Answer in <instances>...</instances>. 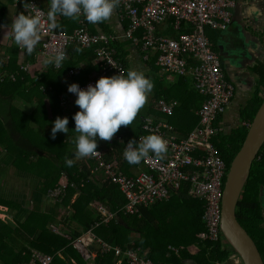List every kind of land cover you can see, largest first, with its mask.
<instances>
[{"label": "trees", "instance_id": "trees-1", "mask_svg": "<svg viewBox=\"0 0 264 264\" xmlns=\"http://www.w3.org/2000/svg\"><path fill=\"white\" fill-rule=\"evenodd\" d=\"M13 1L0 0V10L3 11L7 3ZM28 1L30 0H25L24 4ZM169 29L164 31V34L170 37L176 36ZM111 45L115 55L125 67L124 75L126 76L129 69L124 62L122 51L118 49L115 42ZM77 49L79 51H76ZM72 51L86 63L85 67L72 77H66L65 74L67 69L75 66L74 62L68 61L58 71L48 70L49 68L43 71L44 64L40 63L36 66L34 53L29 55L24 52L23 56H25H21L22 61H19L16 49L7 50L6 62H0V155L4 154L0 163L8 166L17 176L33 177L32 183L36 188L31 191L30 196L31 200L38 204L39 209L36 211L32 201H29L31 210L23 221L0 220V264H26L34 252L49 254L52 257L50 264H71L70 258L81 263L79 254L70 243L100 220V215L94 208L97 204L105 205L108 210L116 213L107 224H100L94 229L100 239L112 246H119L121 249L125 246L144 248L145 244L154 243L152 239L156 238L154 237L156 229L165 227L170 235L171 247L179 248L178 246L183 245L184 248L176 255L163 249L165 244L162 242L163 248L159 249L160 254H157L155 250L153 256L151 252L147 254V258L154 264H187V260L197 264H234L230 259L233 251L223 242L220 234L215 242L199 241L198 235L204 230L202 222L204 207L202 201L186 194V187L172 191L173 195L171 200H168L171 201L169 203L165 201L148 208H141L139 216L124 215L120 209L125 204V199L117 186L109 181L98 186L88 179L90 170L94 166L93 161L89 157L79 159L74 156L75 139L78 133L72 130L74 127L72 116L78 110V106L73 105L67 111L62 110L63 105L59 97L67 96L65 84L71 81L79 83L87 81L89 63L95 58V53L93 48H73ZM150 56L153 60L150 61V71L145 75L153 85L149 95L165 100H176L178 107L175 108L172 116L166 117L172 122H168L169 124H174L182 133H187L198 123L195 112L200 108L203 97L193 88L191 80L183 76L176 77V82L169 85L168 90L156 92L157 88L160 90L163 87L161 81L153 74L158 71V67L154 65L155 57L153 54ZM26 63L28 67L24 71L22 66ZM255 70L259 74L260 69ZM258 86L264 89V71L261 72ZM258 93L259 87L256 88L245 107L239 110L238 125L228 131L221 126V131L213 139L217 153L224 160L226 167L240 148L248 125L263 100ZM44 99L49 102L50 117L45 111ZM18 102L36 106L27 115L13 108ZM6 103L8 108L3 106ZM224 112L218 115L215 126H220ZM153 113L152 102L148 97L132 123L121 126L113 135L121 136L122 139L118 141L113 139L114 142L111 144H108V141L97 140L96 150H105L102 159L105 162L113 158L118 162L123 159L125 163L123 158L125 144L129 139L139 143L140 136L148 135L141 127L142 120ZM58 116L68 118L66 127L69 130L67 133H62L63 135L57 132L55 139H51L49 131L52 122ZM159 118L164 120V115L161 114ZM181 123H184L182 129L179 127ZM65 158L73 160L70 167L65 164ZM1 172L3 169H0ZM55 187H63L64 195L59 200H53V208L41 210V198L46 196L48 190ZM0 206L6 207L14 214H22V204L5 196L1 188ZM60 206L65 209L63 214L57 211ZM155 207H158L160 212L158 217L155 216L157 215L154 211ZM263 208L264 144L251 165L249 177L236 209L238 223L255 243L264 263V217L261 214ZM174 214H176V224L173 225V221L167 225L161 223L166 217H173ZM135 231L142 234L140 241L138 239L131 241V234ZM178 238L179 240H175ZM174 240L177 242L173 243ZM193 244L196 247V249L193 248L195 249L192 250L193 253L187 251L186 246ZM98 264H115L112 253L98 256Z\"/></svg>", "mask_w": 264, "mask_h": 264}, {"label": "built area", "instance_id": "built-area-1", "mask_svg": "<svg viewBox=\"0 0 264 264\" xmlns=\"http://www.w3.org/2000/svg\"><path fill=\"white\" fill-rule=\"evenodd\" d=\"M237 0H118L119 19L127 21V27L122 38L133 45L140 42L143 61H148L153 54L154 63L160 72L183 76L191 80L193 88L201 95L203 101L196 111L197 125L184 137L177 136L173 127L152 117L142 120V129L149 134L160 136L166 144V151L160 157L150 155L140 162L145 171L135 174H125L118 167V161L113 158L105 162L103 152L88 156L94 166L88 179L101 186L106 182L116 185L125 199L120 209L124 215H138L141 208H148L165 201L169 193L187 188V194L202 201L204 211L202 221L204 230L199 233L202 241L215 242L219 236V223L223 185L228 167L217 153L213 139L221 131L215 126L219 114L233 97L234 88L221 70L220 59L212 44L205 35L206 29L223 30L231 22V9ZM24 14L40 17V40L37 54L40 60L53 57L63 51L65 58L59 68L47 65L49 70L58 71L62 68L71 48H93L94 64L98 72L84 83L71 81L65 84L67 96H60V102L65 105L75 99V95L67 92V86L76 83L84 89L100 77L125 74V67L115 55L112 43L116 36L104 33H91L85 26L83 14L76 20L77 26L71 32L47 28V12L37 6L34 0L24 5ZM170 21V29L176 36L160 35L157 26ZM138 32H141L139 36ZM21 49V47L19 46ZM28 64L22 66L27 70ZM82 70L81 65L67 69L65 76L72 77ZM155 108L165 116H171L177 106L175 101L157 99ZM145 135L138 138L141 142ZM120 140V137H118ZM125 149V148H124ZM65 193L63 187H55L47 191L46 197L59 200ZM92 206H94L92 204ZM100 215V220L89 230L71 240V247L80 256L88 259L92 256L112 253L115 264H154L145 257L138 247L121 249L100 239L94 229L100 224H107L116 213L105 205L94 206ZM183 248L168 246L167 250L178 254ZM168 252V253H169ZM230 259L236 262L234 255ZM50 255L34 252L26 264H50Z\"/></svg>", "mask_w": 264, "mask_h": 264}, {"label": "crops", "instance_id": "crops-1", "mask_svg": "<svg viewBox=\"0 0 264 264\" xmlns=\"http://www.w3.org/2000/svg\"><path fill=\"white\" fill-rule=\"evenodd\" d=\"M35 3L37 4L38 7L43 9L44 11H48L49 8V0H34ZM24 2L25 0H14L12 3H7L5 6V9L3 11L0 10V22L4 24V27H0V53H4V55L0 58V62H6L7 60V50H14L16 49L17 51V59L19 56V61H22V57L24 50L23 48H19L17 44L14 43L12 36H11V23L15 16L17 14H24ZM230 15H231V22L230 24L223 30H212V29H206L205 30V35L207 39L210 41V43L213 46L214 51L218 54L219 59H220V66L221 70L226 78V80L233 85L234 88V93L233 97L226 109V112H224L223 119L220 121V127L224 126L225 129L228 131L235 126L238 125L237 120H239L238 117V112L241 108H244L246 103L251 100L254 92L256 91V88L259 87V93L258 96L264 97V89L262 86H258V80L261 75V72L264 71V0H237L235 5L229 9ZM84 19V16H83ZM57 23L60 25L58 28L59 30L65 31V32H71L73 29L76 28L77 22L76 20H72L71 18H66L61 15H57L56 17ZM85 26L87 27V30L91 33H104V34H109L116 36L118 39L114 41L117 44L118 49L122 51L123 54V59L125 60V64L128 67L129 70H136V71H141L144 73V75H147L148 72L150 71V61L153 60L151 57L148 61H143L142 57V52L140 49V42L137 45H133L130 41L123 39L121 36L124 32L125 25L127 27V21L120 20L119 19V12L117 7L114 9L113 14L110 16L109 19L104 20L102 22L98 23H90L84 19ZM7 27V31H6ZM170 28V21H166L164 24L157 26L156 31L164 34V31L168 30ZM170 30V29H169ZM172 31V30H171ZM141 32H138L139 36ZM165 35V34H164ZM220 46L222 47L220 49ZM230 46H236L243 48V53H244V58L239 57L237 59H233L231 56V60L228 61L226 57L220 56L219 52L222 54L223 52L227 51ZM38 47H39V41L37 45L34 47V61L37 62L36 66L41 63L40 62V57L37 54L38 52ZM73 48L69 49L68 51V57L67 60L64 62L63 65H65L68 61H72L75 63V66L81 65L82 68L85 67L86 63L84 60L80 59L74 52L72 51ZM25 56V55H24ZM23 56V57H24ZM233 59V60H232ZM43 62V60H41ZM28 64V63H26ZM25 64V65H26ZM43 64V63H41ZM77 64V65H76ZM89 72L87 74V80L89 77L94 75L95 73L98 72V67L96 64H94V59L91 60ZM150 65V66H149ZM155 65V63H154ZM24 66V65H23ZM156 66V65H155ZM49 67L47 65H43L42 70L44 71L45 69H48ZM256 68H259V74L255 70ZM49 70V69H48ZM160 81L162 84L163 89H158L156 92H161L162 90H168V86L172 85L176 82V77L175 75L171 74H166L160 72L159 68L157 72L153 73ZM151 75V74H150ZM188 78V77H186ZM66 83V82H64ZM189 83V82H188ZM191 83V81H190ZM191 85V84H190ZM192 86V85H191ZM149 95V92L146 94ZM150 101L152 102V109H153V114H151L149 117H152L154 119L158 120H163L160 119V115L162 113L159 112L157 108H155L154 104L157 99H163V98H155L153 95H149ZM47 101V104H46ZM167 101H175L177 103L178 107V102L174 99H169ZM11 104V103H10ZM74 105V100L67 102L65 105L62 106V110L67 111L69 108H71ZM4 107L8 108V103L6 105H3ZM44 107L45 111H49L48 116H50V107H49V102L47 99H44ZM3 108V107H2ZM48 108V109H47ZM175 108L173 110V113L175 111ZM236 113V117L233 115ZM163 115V114H162ZM173 115V114H172ZM171 115V116H172ZM195 116L196 112H195ZM198 118V117H197ZM164 120L166 122H171L170 118L166 117L164 115ZM163 120V121H164ZM235 120V121H234ZM182 122V121H181ZM185 122V121H184ZM235 122V123H234ZM172 123V122H171ZM170 125L173 127L174 131L176 132L177 136L179 137H184L188 134L187 133H182L181 130L177 129L174 124ZM235 126H233L234 124ZM184 123H181L179 127L184 128L183 126ZM249 127V125H248ZM194 128V127H193ZM191 131V130H190ZM118 137L122 139L121 136H113L109 141L108 144H111L114 142L113 139L118 141ZM110 146V145H109ZM108 146V147H109ZM106 147V146H105ZM4 154L0 155V159L3 158ZM88 157V156H87ZM6 166L3 163H0V166ZM118 167L119 169L125 173V174H135L141 171H145V167L141 164V162L137 164H128L127 162L124 163L123 159H121L118 162ZM0 169H3L0 167ZM4 172V171H3ZM12 174L13 172L10 171ZM2 175V174H1ZM15 176V174H13ZM31 187V191H32ZM187 194V193H186ZM173 193H169L168 198L165 200L166 202L168 200H171ZM76 196V195H75ZM162 201V202H165ZM52 203L54 205V201L49 199L48 197L44 196L41 198V204H40V209L45 211L47 208L45 207V203ZM171 201H168L169 203ZM160 203V202H159ZM92 206V204H90ZM107 207V206H106ZM204 207V205H203ZM5 209L8 217H11L14 222L15 219H17L19 216L23 217V213H26L27 210H31V204L28 205L26 204L25 211H21L22 214H14L11 212L9 209L6 207L0 206V209ZM50 208V207H49ZM62 209L60 211V214L64 213V208L60 206ZM154 211L157 213L155 216H159L160 212L158 207L154 208ZM29 213V211H27ZM16 215V216H15ZM5 216V215H4ZM26 216V214L24 215ZM161 217V216H160ZM168 219L166 217L164 220H162L161 223L165 224V221ZM2 221H10L8 219H1ZM203 222V221H202ZM204 224V223H203ZM205 229V228H204ZM142 234H139V232L135 231V233L131 234V241L138 239L139 241L141 240ZM146 237V236H145ZM156 237L157 241L155 239H152ZM154 237H148L151 238L154 243L152 244H145L146 247H140V246H134L140 248L145 257L147 258V254L149 252L152 253L154 250L157 252V254H160L159 249L163 248L162 247V242L165 244V248L167 249L168 246H172V244L169 242L170 241V235L168 234V230L165 229V227H161L160 229L157 228L155 231ZM199 238V235H198ZM160 241V242H158ZM199 241H202L199 239ZM158 242V243H157ZM129 244V243H128ZM159 244V245H158ZM133 246L132 244H129ZM132 247V248H134ZM178 247L184 248L183 245H180ZM191 248L196 247L193 245L189 246ZM193 249V250H195ZM153 250V251H152ZM77 252V251H76ZM193 253V251L191 250ZM78 253V252H77ZM49 255V254H48ZM155 256H157L154 253ZM60 256V254H58ZM98 256H92L88 259L80 256L81 263H78L77 260L70 258L71 264H98ZM149 259V258H148ZM150 260V259H149ZM234 264H237L233 259H231ZM151 261V260H150ZM187 264H197V262L187 260ZM126 263V262H125Z\"/></svg>", "mask_w": 264, "mask_h": 264}, {"label": "clouds", "instance_id": "clouds-1", "mask_svg": "<svg viewBox=\"0 0 264 264\" xmlns=\"http://www.w3.org/2000/svg\"><path fill=\"white\" fill-rule=\"evenodd\" d=\"M118 0H49L47 28L58 29L57 15L77 20L82 13L90 23H98L110 18ZM41 20L36 15L17 14L11 23V36L15 44L26 54H32L40 40ZM0 27L4 24L0 22ZM6 27V31H7ZM76 51H79L77 49ZM65 58L63 51L43 60L44 65L61 66ZM152 83L143 72L127 71L126 76L117 74L98 78L94 85L84 89L76 83L67 86V92L74 94V105L78 110L73 114L75 139L74 156L77 158L96 155L97 140L109 141L121 126H128L144 105L146 94L151 91ZM67 117H56L52 122L49 137L55 139L56 133H67ZM166 151L165 141L158 135L149 134L137 143L129 139L125 144L123 158L128 164H137L149 153L160 157ZM69 167L73 160L65 158Z\"/></svg>", "mask_w": 264, "mask_h": 264}, {"label": "water", "instance_id": "water-1", "mask_svg": "<svg viewBox=\"0 0 264 264\" xmlns=\"http://www.w3.org/2000/svg\"><path fill=\"white\" fill-rule=\"evenodd\" d=\"M242 49L230 46L223 54L222 51L219 54L228 61L231 56L233 59L244 58ZM263 144L264 97L249 124L240 148L229 163L223 185L219 233L227 247L233 251L237 264H264L255 243L236 219L237 205L249 177L251 165Z\"/></svg>", "mask_w": 264, "mask_h": 264}, {"label": "rangeland", "instance_id": "rangeland-1", "mask_svg": "<svg viewBox=\"0 0 264 264\" xmlns=\"http://www.w3.org/2000/svg\"><path fill=\"white\" fill-rule=\"evenodd\" d=\"M3 55H4V53L1 52L0 53V58ZM40 62L43 63L41 60H40ZM39 65H40V63H39ZM148 97H150V96L148 95L147 98ZM46 104H47V101H46ZM35 106L36 105H28V104H26L24 102H18L13 108L16 109L19 112H24L27 115H29V113L32 111V109ZM47 114H49V111H47ZM233 116L236 117V113ZM48 117H50V116H48ZM234 123H231V124H234ZM237 123H238V120H237ZM233 126H235V124ZM0 167L3 168V171H4V172H1L0 173V188H1L2 193L5 196H7V197H11L12 200H14V201L22 204V210L23 211H25V208L24 207H26V204H28V205L31 204V202H29V201H32V204H34L35 210L36 211H39L38 204L34 200H31V196H30V194H31V187H32V189H35L36 188L35 186H33V183H32L33 177L32 176L24 177L23 175L22 176H17V175L14 176L10 172V169L8 168V166H3L2 165ZM44 203H45V207L46 208L47 207L53 208V206H54L52 203H48V202H44ZM61 210L62 209L60 207H58V210L57 211H61ZM27 211H30V210H27L26 209V213H23V214L24 215L25 214L27 215L28 214ZM7 215L8 214H7V212H6V210L4 208L3 209H0V218L1 219H3V220L4 219H8L10 221L14 219V218L12 219L11 217H8L9 215L8 216ZM24 215H23V217L19 216L17 219L14 220V222H21V221H23V219L26 217ZM171 221H173V225L176 224V214H174L173 217H169L165 221L166 225L169 224ZM175 240H179V238L178 239H175ZM175 240H174L173 243L177 242ZM189 246L190 245L186 246L187 251L193 250V248H191Z\"/></svg>", "mask_w": 264, "mask_h": 264}, {"label": "flooded vegetation", "instance_id": "flooded-vegetation-1", "mask_svg": "<svg viewBox=\"0 0 264 264\" xmlns=\"http://www.w3.org/2000/svg\"><path fill=\"white\" fill-rule=\"evenodd\" d=\"M261 214H262V215H263V217H264V208H263V210H262Z\"/></svg>", "mask_w": 264, "mask_h": 264}]
</instances>
